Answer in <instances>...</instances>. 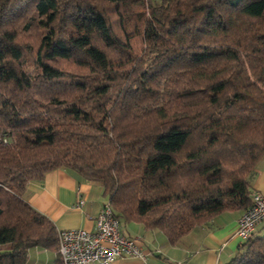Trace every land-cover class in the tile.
<instances>
[{
	"label": "trees",
	"instance_id": "obj_1",
	"mask_svg": "<svg viewBox=\"0 0 264 264\" xmlns=\"http://www.w3.org/2000/svg\"><path fill=\"white\" fill-rule=\"evenodd\" d=\"M263 158L264 0H0V264L58 252L22 199L49 171L176 244L245 211ZM228 264H264V236Z\"/></svg>",
	"mask_w": 264,
	"mask_h": 264
},
{
	"label": "crops",
	"instance_id": "obj_2",
	"mask_svg": "<svg viewBox=\"0 0 264 264\" xmlns=\"http://www.w3.org/2000/svg\"><path fill=\"white\" fill-rule=\"evenodd\" d=\"M249 189L264 192V158L249 178ZM79 197L84 201L81 208L76 207ZM22 199L51 221L57 232L68 229L94 231V219L108 200L98 183L85 181L63 169L49 171L42 180L29 182ZM241 213L216 216L209 223L195 227L176 244H170L160 230L120 221L121 233L139 244L146 259L120 257L109 264H228L243 243L234 235ZM252 234H264V222ZM56 260V252L34 247L27 251L25 264H57Z\"/></svg>",
	"mask_w": 264,
	"mask_h": 264
},
{
	"label": "built area",
	"instance_id": "obj_3",
	"mask_svg": "<svg viewBox=\"0 0 264 264\" xmlns=\"http://www.w3.org/2000/svg\"><path fill=\"white\" fill-rule=\"evenodd\" d=\"M251 204L236 221L235 237L245 241L264 222V192L252 191ZM84 205L82 197L77 208ZM94 231L68 229L58 232V255L62 264H109L120 257L145 261L139 244L124 237L120 222L107 200L94 219Z\"/></svg>",
	"mask_w": 264,
	"mask_h": 264
},
{
	"label": "rangeland",
	"instance_id": "obj_4",
	"mask_svg": "<svg viewBox=\"0 0 264 264\" xmlns=\"http://www.w3.org/2000/svg\"><path fill=\"white\" fill-rule=\"evenodd\" d=\"M136 44L134 43V46H135ZM261 236H264V234H262ZM1 247H6V245L5 246H1Z\"/></svg>",
	"mask_w": 264,
	"mask_h": 264
}]
</instances>
